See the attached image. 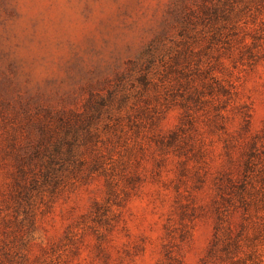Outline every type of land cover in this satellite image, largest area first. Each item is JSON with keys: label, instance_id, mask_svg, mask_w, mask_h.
Returning a JSON list of instances; mask_svg holds the SVG:
<instances>
[{"label": "rangeland", "instance_id": "374dc122", "mask_svg": "<svg viewBox=\"0 0 264 264\" xmlns=\"http://www.w3.org/2000/svg\"><path fill=\"white\" fill-rule=\"evenodd\" d=\"M246 120L264 0H0V264L246 258L217 189Z\"/></svg>", "mask_w": 264, "mask_h": 264}, {"label": "trees", "instance_id": "16d2710c", "mask_svg": "<svg viewBox=\"0 0 264 264\" xmlns=\"http://www.w3.org/2000/svg\"><path fill=\"white\" fill-rule=\"evenodd\" d=\"M219 90H224L221 87ZM211 93L213 91H210ZM223 92V91H222ZM240 129L239 135L243 139L234 152L224 146V154L228 164H232L237 177L221 174L218 178L217 189L224 201L236 199L234 209L241 215L235 230L228 232V242L225 248L235 254L240 249L242 241L246 242L250 251L246 258L238 259L234 264H262L264 250V121L262 128L256 134H249V120ZM245 136V137H244ZM234 154V156H233ZM235 178V179H234ZM255 217V221H251ZM246 221L251 222L250 234L245 235Z\"/></svg>", "mask_w": 264, "mask_h": 264}]
</instances>
